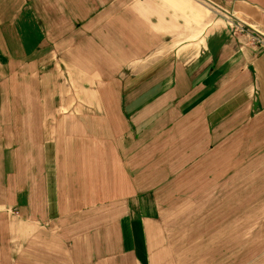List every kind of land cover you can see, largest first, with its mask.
Returning <instances> with one entry per match:
<instances>
[{
  "label": "crops",
  "instance_id": "obj_1",
  "mask_svg": "<svg viewBox=\"0 0 264 264\" xmlns=\"http://www.w3.org/2000/svg\"><path fill=\"white\" fill-rule=\"evenodd\" d=\"M254 34L264 0H0V264H264ZM208 169L247 214L209 235Z\"/></svg>",
  "mask_w": 264,
  "mask_h": 264
},
{
  "label": "rangeland",
  "instance_id": "obj_2",
  "mask_svg": "<svg viewBox=\"0 0 264 264\" xmlns=\"http://www.w3.org/2000/svg\"><path fill=\"white\" fill-rule=\"evenodd\" d=\"M210 163V162H209ZM193 164H188L187 168H190ZM208 167V165L205 163ZM192 169V168H191ZM188 170V169H187ZM209 170V169H208ZM189 172V171H188ZM214 173L210 170L204 174L202 179L187 178L188 184L192 183L188 188V199H190V205L192 209L188 211V216L190 217V222H204L207 235L218 234L217 221L218 220H233V219H247L246 207L240 206L243 201H234V197L242 198L244 192H238L229 199L228 193H219L215 195V185H214ZM200 184V185H198ZM190 187H194L190 189ZM199 189L204 191L201 195H195V191ZM190 194H194L193 198ZM193 201V203L191 202ZM253 214L256 216L260 214V207H253ZM179 214L178 217H182V212L174 213ZM183 214V215H187Z\"/></svg>",
  "mask_w": 264,
  "mask_h": 264
},
{
  "label": "built area",
  "instance_id": "obj_3",
  "mask_svg": "<svg viewBox=\"0 0 264 264\" xmlns=\"http://www.w3.org/2000/svg\"><path fill=\"white\" fill-rule=\"evenodd\" d=\"M228 21V20H227ZM229 26L231 28V30L234 32V33H244L245 32V29L242 25L240 24H234L233 22H230L229 21ZM254 42H256L257 44H260V45H264V36H260V35H249Z\"/></svg>",
  "mask_w": 264,
  "mask_h": 264
}]
</instances>
